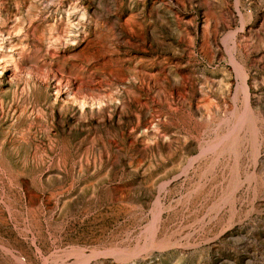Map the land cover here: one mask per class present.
I'll use <instances>...</instances> for the list:
<instances>
[{
  "label": "rangeland",
  "instance_id": "1",
  "mask_svg": "<svg viewBox=\"0 0 264 264\" xmlns=\"http://www.w3.org/2000/svg\"><path fill=\"white\" fill-rule=\"evenodd\" d=\"M77 263L264 264V0H0V264Z\"/></svg>",
  "mask_w": 264,
  "mask_h": 264
},
{
  "label": "bare ground",
  "instance_id": "2",
  "mask_svg": "<svg viewBox=\"0 0 264 264\" xmlns=\"http://www.w3.org/2000/svg\"><path fill=\"white\" fill-rule=\"evenodd\" d=\"M78 20H79V19H78ZM229 34H230V33H229ZM25 51H26V50H25ZM238 59H239V58H238ZM12 70H13V69H12ZM244 73H245V72H244ZM11 74H12V73H11ZM153 85H154V84H153ZM247 87H248V86H247ZM161 88H162V87H161ZM220 88H221V87H220ZM247 91H248V90H247ZM103 97H104V96H103ZM247 97H248V96H247ZM244 110H245V109H244ZM230 116H231V115H230ZM246 116H247V115H246ZM244 117H245V116H244ZM247 117H248V116H247ZM239 118H240V117H239ZM249 121H250V120H249ZM239 122H240V121H239ZM239 122H238V123H239ZM245 122H246V121H245ZM238 123H236V124H238ZM240 123H241V122H240ZM240 123H239V124H240ZM217 125H218V124H217ZM247 126H248V125H247ZM257 128H258V127H257ZM251 133H252V132H251ZM232 136H233V135H232ZM243 136H244V135H243ZM250 136H251V135H250ZM244 137H245V136H244ZM218 139H219V138H218ZM198 142H199V141H198ZM218 143H219V142H218ZM230 143H231V142H230ZM215 145H216V144H215ZM215 145H214V146H215ZM231 145H232V144H231ZM239 146H240V145H239ZM228 147H229V146H228ZM203 149H204V148H203ZM199 151H200V150H199ZM202 152H203V151H202ZM190 158H191V157H190ZM112 159H113V158H112ZM240 165H241V164H240ZM188 167H189V166H188ZM160 205H161V204H160ZM154 220H155V219H154ZM155 221H156V220H155ZM152 234H153V233H152ZM151 241H152V240H151ZM149 242H150V240H149ZM158 244H159V243H158ZM158 244H157V245H158ZM142 245H143V244H142ZM142 245H141V246H142ZM150 245H151V244H150ZM150 245H148V247H150ZM155 246H156V245H155ZM161 246H162V245H161ZM143 247H144V246H143ZM143 249H144V248H143ZM140 250H141V249H140ZM113 252H114V251H113ZM120 253H121V252H120ZM124 254H125V253H124ZM137 254H138V253H137ZM121 255H122V254H121ZM90 259H91V258H90ZM86 260H88V259H86ZM83 261H84V260H83ZM77 264H78V263H77Z\"/></svg>",
  "mask_w": 264,
  "mask_h": 264
}]
</instances>
